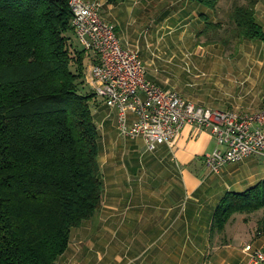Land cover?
<instances>
[{
	"label": "crops",
	"instance_id": "obj_1",
	"mask_svg": "<svg viewBox=\"0 0 264 264\" xmlns=\"http://www.w3.org/2000/svg\"><path fill=\"white\" fill-rule=\"evenodd\" d=\"M88 1L100 5V16L116 27L123 47L139 51L148 82L207 109L253 115L263 108L264 42L207 28L221 22L232 2H219L215 10L204 0ZM255 15L264 27V0L255 5ZM103 106L100 151L102 136L114 139L108 184L100 152L102 207L73 230L57 263L250 264L245 247L264 250L257 222L251 223L252 235L245 215L230 221L236 224L234 236L243 231V237L225 243L219 238L224 233L211 236L223 199L264 181V158L252 156L214 174L205 162L217 148L211 131L187 126L173 145L149 152L144 138L122 135L118 111Z\"/></svg>",
	"mask_w": 264,
	"mask_h": 264
},
{
	"label": "trees",
	"instance_id": "obj_2",
	"mask_svg": "<svg viewBox=\"0 0 264 264\" xmlns=\"http://www.w3.org/2000/svg\"><path fill=\"white\" fill-rule=\"evenodd\" d=\"M228 1L227 15L207 28L264 42L259 0ZM203 2L216 10L221 0ZM93 61L66 1L0 0V264H56L73 230L102 207L94 109L104 102L87 84ZM261 211L264 181L223 199L211 236L235 215ZM257 229L264 235V219Z\"/></svg>",
	"mask_w": 264,
	"mask_h": 264
},
{
	"label": "built area",
	"instance_id": "obj_3",
	"mask_svg": "<svg viewBox=\"0 0 264 264\" xmlns=\"http://www.w3.org/2000/svg\"><path fill=\"white\" fill-rule=\"evenodd\" d=\"M61 1L68 3L79 41L94 60L86 72L87 84L108 108L118 111L122 135L144 138L147 150L154 152L161 145H173L187 126L209 130L217 139V148L205 162L214 174L252 156L264 158V106L253 115L207 109L172 89L155 86L146 78L139 51L122 46L116 27L100 16L98 3ZM244 250L250 264H264L263 249L247 245Z\"/></svg>",
	"mask_w": 264,
	"mask_h": 264
},
{
	"label": "rangeland",
	"instance_id": "obj_4",
	"mask_svg": "<svg viewBox=\"0 0 264 264\" xmlns=\"http://www.w3.org/2000/svg\"><path fill=\"white\" fill-rule=\"evenodd\" d=\"M238 2H240L241 5H247L249 2H251L252 0H237ZM221 2H231V1H228V0H221ZM259 2H262V0H259ZM225 7H222V10L224 9ZM78 46V45H77ZM165 73H170L168 71H165ZM161 75H163L164 73L163 72H160ZM91 90V89H90ZM97 101L99 102H104L103 99L101 98H98ZM204 107H205V104H202ZM95 111V117L97 119V125L99 124V121L102 120V117L103 116H106V109L104 108V106H97L95 107L94 109ZM98 128H99V125H98ZM102 133V132H100ZM102 136V134H101ZM113 138L114 139V134H112L110 137L106 136V137H103L101 138V165L103 166V172H104V176L106 177V183L108 184V181H109V168L107 167L108 166V161L110 159V139ZM103 176V174H102ZM247 216L246 218H248L247 220H250V224L251 223H254V222H257V228H258V223L260 220L264 219V211H261L259 213H256V214H252V215H245ZM238 218H242V217H238ZM238 219L239 221H242ZM236 220V221H238ZM230 224V225H229ZM229 227L227 229L226 227V231L224 232V235H222L221 237H219L220 234H217L216 237L218 236L220 238V241H223L225 239V243H228L229 241L232 242V240L236 237L234 236L235 234V227H236V224L235 223H232V222H229ZM251 226H253V230H255L254 233L251 232V234H255L256 233V225L254 224H251ZM243 234V231L242 232H239V236L236 237V238H241L243 237L242 236ZM215 237V238H216ZM219 240V239H218ZM57 264H64V263H57Z\"/></svg>",
	"mask_w": 264,
	"mask_h": 264
}]
</instances>
